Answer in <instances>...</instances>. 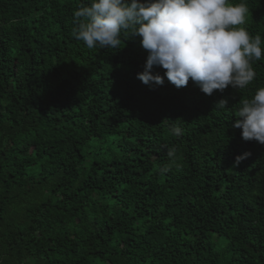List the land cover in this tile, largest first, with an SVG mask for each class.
I'll list each match as a JSON object with an SVG mask.
<instances>
[{"label":"trees","instance_id":"trees-1","mask_svg":"<svg viewBox=\"0 0 264 264\" xmlns=\"http://www.w3.org/2000/svg\"><path fill=\"white\" fill-rule=\"evenodd\" d=\"M243 2L264 49V0ZM81 6L0 0V264H264V145L232 127L264 51L244 89L145 85L139 38H74Z\"/></svg>","mask_w":264,"mask_h":264},{"label":"clouds","instance_id":"clouds-1","mask_svg":"<svg viewBox=\"0 0 264 264\" xmlns=\"http://www.w3.org/2000/svg\"><path fill=\"white\" fill-rule=\"evenodd\" d=\"M246 3L231 0H90V6L74 11L78 27L73 29L76 40L88 49H117L122 32L139 38L147 52L144 70L137 74L143 84L162 86L165 78L177 89L197 84L200 91L212 96L246 88L256 77L253 61L262 59V37L251 36L240 27L246 21ZM164 69L153 74L152 69ZM227 99L215 107H227ZM233 128L241 129V138L264 145V88L256 90L251 99L241 101ZM173 127V135H181ZM174 149L167 155L171 158ZM250 153L235 158L238 166ZM161 168V174L167 172Z\"/></svg>","mask_w":264,"mask_h":264}]
</instances>
